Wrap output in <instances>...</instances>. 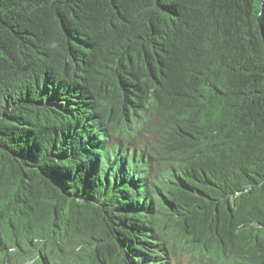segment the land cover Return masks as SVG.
<instances>
[{
	"label": "trees",
	"instance_id": "obj_1",
	"mask_svg": "<svg viewBox=\"0 0 264 264\" xmlns=\"http://www.w3.org/2000/svg\"><path fill=\"white\" fill-rule=\"evenodd\" d=\"M264 264V0H0V264Z\"/></svg>",
	"mask_w": 264,
	"mask_h": 264
},
{
	"label": "rangeland",
	"instance_id": "obj_2",
	"mask_svg": "<svg viewBox=\"0 0 264 264\" xmlns=\"http://www.w3.org/2000/svg\"><path fill=\"white\" fill-rule=\"evenodd\" d=\"M180 262L179 264H198L196 259L191 258V253L186 252L185 250H182L180 254Z\"/></svg>",
	"mask_w": 264,
	"mask_h": 264
}]
</instances>
